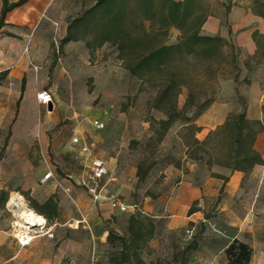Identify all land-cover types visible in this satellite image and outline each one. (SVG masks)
<instances>
[{
	"label": "rangeland",
	"instance_id": "obj_1",
	"mask_svg": "<svg viewBox=\"0 0 264 264\" xmlns=\"http://www.w3.org/2000/svg\"><path fill=\"white\" fill-rule=\"evenodd\" d=\"M93 3L94 0H54L27 23L32 28L36 26L37 35H44L49 41L44 47L39 43L35 46V57L31 62L48 77L43 89L52 93V110L47 113L36 103L22 101L9 85L0 90V117L3 118L0 126V186L8 190L4 203L0 195V233H11L15 238L14 221L19 217L7 205L12 193L19 194L30 209L33 201L52 196L62 215L57 222L45 220L44 226L36 229L37 236L33 239L37 240L36 247L20 250L12 245L8 252L15 256L7 264H181L183 259L187 261V253L183 258L185 243L173 232L165 235L154 231L146 242L139 239L133 247L139 259L122 257L121 238L126 237L129 219L134 214L131 211L120 213L109 204L104 208L105 205L93 199L85 185L91 162L101 156L108 159L119 153L121 161L126 162V174H130L131 162L137 169L140 166L142 177L134 181V190L124 189L112 194L132 205L141 204L142 194L155 192L153 183L163 177V173L158 176V168L179 164L184 154L190 158L201 157L195 161L203 169L204 165L210 166L206 163L208 154L199 145H194L193 138L200 130V122L208 124L211 116H220L219 119L224 116L225 121L242 111L245 98L239 90L245 85L243 71L249 66V56L239 48L235 47L231 52L226 47L211 62L208 73L193 62L177 66L171 98L156 107L154 101L159 90L155 82H142L131 75L118 58L117 47L109 41L101 43L91 26L82 25L75 31L78 40L60 45L59 36L66 23ZM228 3L231 7L230 1L210 0V12L222 10L221 7ZM224 19L221 22L227 23V18ZM6 28L20 34L22 42L28 41L33 34L25 24L4 26L0 34L7 31ZM178 36L179 31L171 27L167 43L175 42ZM228 40L233 43L231 37ZM260 54L264 56V51ZM55 58L49 75L50 64ZM168 78L164 75L163 80ZM189 93L192 104L185 107ZM208 99L212 102L203 108ZM172 102L179 113L174 116L170 128L164 131L159 120L166 118ZM214 103V111L209 115L208 109ZM222 103L230 106V111L225 112L219 107ZM184 116L192 119L188 127L183 125ZM95 119L104 121L102 129L93 126ZM259 122L260 128L264 129V118ZM257 127L253 126L254 129ZM213 130L203 140L207 141L209 154L214 153L215 147L224 157L228 149V132H220L213 144ZM49 171L52 176L42 180ZM62 180L70 186V192L63 190ZM246 185L244 192L234 199H250L253 186L251 182L248 185V180ZM222 198L225 196L220 194L218 198L207 200L212 204ZM3 206L4 210L1 209ZM101 212H108V216L97 229L93 220ZM203 213L211 216L216 225L223 223L219 209L210 205ZM254 214V217H245V229L241 233L242 239L252 247L244 264H264V206L255 209ZM81 217H85L90 229L75 223ZM134 217L142 222L145 229L141 236H144L149 221ZM101 228L108 230L110 235L105 232L99 241L95 233Z\"/></svg>",
	"mask_w": 264,
	"mask_h": 264
},
{
	"label": "crops",
	"instance_id": "obj_2",
	"mask_svg": "<svg viewBox=\"0 0 264 264\" xmlns=\"http://www.w3.org/2000/svg\"><path fill=\"white\" fill-rule=\"evenodd\" d=\"M53 1L27 0L24 4L6 14L4 25L0 28V31H3L4 26L9 25L10 27L11 25L25 24L28 25L30 32L33 33L29 40L24 42L20 39L21 35L14 34L10 28H6L5 34H0V90L9 85L11 91L16 96H20L22 101L27 100L36 103L39 108H44L47 113L49 112L48 107L37 103L36 92L43 89V85L46 81L48 82V77L43 71L38 70V66L34 68L33 64L31 65V59L35 57V46L39 43L44 47L49 44V41L44 35H37L36 26L32 28L27 23L46 4L49 6ZM221 1H230L232 3L229 11L226 12L225 7L222 6V10L219 8L218 11L214 10L211 12L202 26V32L210 35L217 34L226 39L231 37L233 45L235 44L236 48H239L249 56L247 61L249 66L245 67L243 71V84L245 85L240 87L239 92L245 98L246 118L263 121L264 56L260 54L262 48L257 46L252 33L256 31L258 34L264 35V17L253 11L254 0ZM224 18H227V23L225 21L224 23L221 22ZM67 24L68 22L59 36L60 39L66 34ZM6 32H10L13 35L9 36ZM13 40H18V42ZM22 79H24L23 91H21ZM215 104L209 107L208 110L211 111L209 115H212ZM219 107H223L226 110L225 112L230 111V106H227L226 103L220 104ZM5 111L8 110L6 109ZM219 117L214 118L211 116V121L208 124L204 123V121L200 122L199 125L197 124L200 130L195 137L202 141L210 130L223 123L225 117L222 116L220 119ZM2 119L0 117V126L2 125ZM1 141L0 138V143ZM185 148L188 149V146H185ZM253 148L259 153L263 163L253 165L247 173L240 170H232L219 164L204 165L203 169L202 165L195 159L184 154L179 164L157 169L158 176L163 173V177L159 182L153 183L155 192L152 190L142 194L141 204H135V209H130L129 211L141 220L151 222L153 224V234L154 231L165 235L173 232L185 245L195 238L196 246L187 251L186 264H229L227 249L231 244L241 242L245 243L249 249H252L242 239L241 233L245 229L244 219L245 217H254V210L264 206V197L262 196L264 192V129L259 130L256 134ZM119 156L118 153L108 157V159L103 158L108 172L102 180V195L98 200L93 199L98 201L99 204L105 205L104 208H108L107 204L110 205L105 196L121 193L124 189L133 191V183L139 179L137 168L132 166V162L130 163V174L125 173L126 162H122ZM147 173H145V176L143 175L144 178ZM107 176L109 177L106 178ZM105 178L106 180H104ZM247 180L248 185L251 182V186H253L250 199H234L244 192ZM108 181L111 182L108 183ZM60 183L63 190H66L65 192H70L71 188L64 180ZM0 190L8 191L1 186ZM220 194H223L225 199L223 197L212 204L207 200V198L212 197L218 198ZM49 197L47 196L35 202L42 204ZM210 205L212 208L221 211L223 223L216 225L211 216L203 213V210ZM1 209L4 210V206ZM31 209L38 215L43 216L47 221L45 216L48 212L45 214V212L35 210L33 207ZM243 210L251 211L246 213ZM61 216L59 204L56 203V213L51 216L50 221L55 220L57 222ZM107 216L108 212L98 213L93 220L94 226L98 229V226L101 225ZM189 226L193 228V235L187 238L184 230ZM105 232L107 230L105 231L104 228L96 231L95 235L99 241H102ZM12 245L20 250L30 249L37 246V240L35 239L29 245L22 247L11 233H0V254L4 255H0L2 258L0 264H7L14 258L15 255L8 252Z\"/></svg>",
	"mask_w": 264,
	"mask_h": 264
},
{
	"label": "trees",
	"instance_id": "obj_3",
	"mask_svg": "<svg viewBox=\"0 0 264 264\" xmlns=\"http://www.w3.org/2000/svg\"><path fill=\"white\" fill-rule=\"evenodd\" d=\"M27 0H1L0 6V28L4 25L6 14L12 9L24 4ZM210 0H94V3L87 8L81 9L67 24L66 34L60 39V45L75 41L79 38L75 31L84 26H91L100 38V42L109 41L118 49V58L122 60L123 66L128 72L139 78L142 82H155L158 86V94L154 106L159 107L160 103L171 98V91L176 85L175 70L177 66H184L188 63L199 64L204 67L203 71H209L211 62L221 53L224 48L231 52L235 46L228 39L220 35H210L202 32V26L210 15ZM228 11L230 4H226ZM255 8V9H254ZM253 11L264 17V2L254 0ZM171 27L179 31L177 40L167 43L168 32ZM7 35L12 36L10 32ZM257 46L264 51V35L256 31L252 33ZM263 41V42H262ZM56 63L52 60L48 74L50 75ZM168 75V79H164ZM237 77L235 76V79ZM163 86L161 87V85ZM24 89V79L21 83V91ZM238 94V91H235ZM191 94L187 96L184 106L192 104ZM208 99L203 105L206 108L210 105ZM179 113L172 102L171 109L166 113V118L160 119L159 123L164 131L172 125L174 116ZM192 123L189 116H184L183 125L188 127ZM258 120H249L245 115V102L242 111L235 116L228 117L222 125L211 132L212 142L219 136L220 132H228V149L224 157L216 152L209 154L207 141L193 138L194 145H199L208 154L206 163L219 164L229 167L232 170L249 172L253 165L262 164L263 160L259 153L253 148L256 134L261 130ZM258 125L257 129L253 126ZM194 159H201L196 155ZM138 177H142L140 166L137 169ZM1 200L4 203L8 193L0 190ZM32 207L35 210L45 212L49 221L56 213V203L50 196L42 204L33 201ZM192 211V208H191ZM142 222L131 216L126 237L121 238V254L124 259L133 256L138 258L134 244L139 239L146 242L153 233V224L148 223L146 233L141 236ZM108 231V230H107ZM109 232V231H108ZM110 235V232H109ZM196 246L195 238L183 248V258L189 249ZM229 264H244L249 259L250 249L245 243H233L228 249ZM183 259L181 264H185Z\"/></svg>",
	"mask_w": 264,
	"mask_h": 264
},
{
	"label": "built area",
	"instance_id": "obj_4",
	"mask_svg": "<svg viewBox=\"0 0 264 264\" xmlns=\"http://www.w3.org/2000/svg\"><path fill=\"white\" fill-rule=\"evenodd\" d=\"M33 67L35 68L36 66L33 65ZM36 101L38 104L48 107L49 103H52L51 92L47 89H40L39 91L36 92ZM93 126L97 129H102L104 127V122L102 120L95 119L93 121ZM83 149L85 148L83 147ZM107 172H108V169H107L104 159L95 158L92 160L87 184L85 185L87 186L88 191L92 194L95 200H98L99 197L102 195V192H101L102 187H103L102 180L104 176L107 174ZM51 176H52V173L49 171L46 174H44L42 180H46ZM105 198L109 201L110 206L112 208L120 212H123V213L128 212L130 209H135L136 207L135 205L129 204L125 202L124 200L120 199L118 196H115L112 194L105 196ZM7 205H8V202H7ZM45 220L46 219L44 218V223L40 225L23 224L20 219L14 221V228L16 230L15 238L17 242L19 243V245L20 246L28 245L37 236L36 229L44 226ZM75 223L76 224L81 223L83 227H86L89 229V224L87 220L85 219V217H81L80 219L76 220ZM184 234L187 238H190L193 235V228H186L184 230Z\"/></svg>",
	"mask_w": 264,
	"mask_h": 264
},
{
	"label": "bare ground",
	"instance_id": "obj_5",
	"mask_svg": "<svg viewBox=\"0 0 264 264\" xmlns=\"http://www.w3.org/2000/svg\"><path fill=\"white\" fill-rule=\"evenodd\" d=\"M8 205L23 224L40 225L44 223L43 216L38 215L31 209H28L19 194L12 193L9 198Z\"/></svg>",
	"mask_w": 264,
	"mask_h": 264
},
{
	"label": "water",
	"instance_id": "obj_6",
	"mask_svg": "<svg viewBox=\"0 0 264 264\" xmlns=\"http://www.w3.org/2000/svg\"><path fill=\"white\" fill-rule=\"evenodd\" d=\"M48 110H49V111L52 110V103H49V105H48Z\"/></svg>",
	"mask_w": 264,
	"mask_h": 264
}]
</instances>
